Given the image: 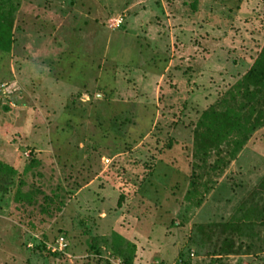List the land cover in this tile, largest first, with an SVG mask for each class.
<instances>
[{
  "label": "rangeland",
  "instance_id": "rangeland-1",
  "mask_svg": "<svg viewBox=\"0 0 264 264\" xmlns=\"http://www.w3.org/2000/svg\"><path fill=\"white\" fill-rule=\"evenodd\" d=\"M0 5L11 24L0 50V162L15 170L0 178V264H119L118 243L133 248L131 264H264V224L205 225L250 205L264 122L235 159L225 144L217 155L195 150L200 113L230 102L264 42V0ZM16 188L32 202L15 199ZM253 203L264 205L263 192ZM58 234L60 254L28 250ZM225 235L233 253L212 256Z\"/></svg>",
  "mask_w": 264,
  "mask_h": 264
},
{
  "label": "trees",
  "instance_id": "trees-1",
  "mask_svg": "<svg viewBox=\"0 0 264 264\" xmlns=\"http://www.w3.org/2000/svg\"><path fill=\"white\" fill-rule=\"evenodd\" d=\"M7 16V12L0 8V50L2 52H7L11 43V24ZM232 88L233 91L230 92L228 98L230 99V102L222 100L223 105L220 110L210 107L209 110L200 113L197 126L201 127V130L197 132L198 136L196 137V141L198 144L196 146L195 143L196 153L199 152L201 155L206 156L208 151L214 148L217 155L220 151L221 144H225L228 147L227 153L229 158L235 159L242 144L245 142L254 127L264 122V108H255L257 104H261V98H263L264 103V42L260 46L256 56L251 60L245 72L235 81ZM253 113H255V117L251 123H248V120ZM222 163L225 165L227 162L222 161ZM14 172L15 170L11 166L0 162V178H2L3 175H11ZM191 184L193 186H190L191 189L188 194L196 193L194 183ZM16 191L17 192L14 196L15 199H23L26 203L32 202L30 191L20 193L17 188ZM262 192L264 194V174L248 192L249 197L251 198L250 205L243 207L242 203H240V208H237V210H242L241 216L236 219L231 218L223 223L210 222L205 225L217 229L218 232L225 233V230L228 228L237 232L241 224H244L247 227L256 223L264 224V205L259 208L256 203H253L254 199ZM201 226L202 225L198 226V228L201 229ZM58 235H55L49 242L53 241ZM112 237L114 244H116L118 240V242L121 240L116 234H113ZM31 242L32 245L28 249L30 251L46 253L48 255L60 254V252H51L49 249H46V243L48 241H46L44 235L39 239H31ZM91 247L94 253L100 254L99 249L95 245ZM113 251L116 258L120 259V264H131V256L133 253L132 247H127L126 249L121 250L118 243ZM231 251H233L232 243L225 235L221 239V244L219 245L218 250L212 252L213 254H210L212 256L218 255V257H220L227 255ZM178 255L180 256L178 259V262L180 263V261H182L181 253L178 252ZM182 263L188 264L187 260L182 261Z\"/></svg>",
  "mask_w": 264,
  "mask_h": 264
},
{
  "label": "built area",
  "instance_id": "built-area-1",
  "mask_svg": "<svg viewBox=\"0 0 264 264\" xmlns=\"http://www.w3.org/2000/svg\"><path fill=\"white\" fill-rule=\"evenodd\" d=\"M121 23V19L115 18L112 20L113 27H117ZM4 87V85H1ZM13 86V85H12ZM11 85L6 89L7 93L11 92ZM66 247V240L64 236L58 235L53 241L46 243V249H49L51 252H61ZM120 264V261H119Z\"/></svg>",
  "mask_w": 264,
  "mask_h": 264
},
{
  "label": "crops",
  "instance_id": "crops-1",
  "mask_svg": "<svg viewBox=\"0 0 264 264\" xmlns=\"http://www.w3.org/2000/svg\"><path fill=\"white\" fill-rule=\"evenodd\" d=\"M197 204V203H196Z\"/></svg>",
  "mask_w": 264,
  "mask_h": 264
}]
</instances>
